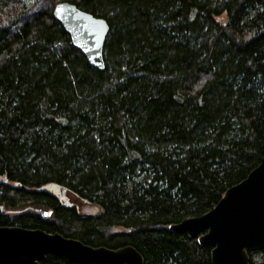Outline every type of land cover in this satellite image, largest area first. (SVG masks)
<instances>
[{"label": "trees", "instance_id": "trees-1", "mask_svg": "<svg viewBox=\"0 0 264 264\" xmlns=\"http://www.w3.org/2000/svg\"><path fill=\"white\" fill-rule=\"evenodd\" d=\"M61 1L106 19L103 69L53 17ZM263 149L264 0H0V225L211 264L169 227L211 209ZM49 182L98 212L62 206Z\"/></svg>", "mask_w": 264, "mask_h": 264}, {"label": "water", "instance_id": "water-1", "mask_svg": "<svg viewBox=\"0 0 264 264\" xmlns=\"http://www.w3.org/2000/svg\"><path fill=\"white\" fill-rule=\"evenodd\" d=\"M57 8L62 9L60 14ZM52 15L88 63L103 69L104 43L109 32L106 19L69 1L56 3ZM40 189L62 206L76 208L65 186L49 182ZM169 229L185 232L210 247L211 264H249V253L264 250V149L259 163L243 180L228 187L211 209L186 217ZM47 254L78 264H143L142 254L131 245L91 246L58 232L0 225V264H40Z\"/></svg>", "mask_w": 264, "mask_h": 264}, {"label": "rangeland", "instance_id": "rangeland-1", "mask_svg": "<svg viewBox=\"0 0 264 264\" xmlns=\"http://www.w3.org/2000/svg\"><path fill=\"white\" fill-rule=\"evenodd\" d=\"M27 2L31 1V0H26ZM224 21V15H222L220 17V22ZM69 199L71 202L75 203L78 208H79V213L81 214H86V215H91V214H96L98 212V207L93 205V204H88L87 202H82L80 199L76 198L75 196H73L71 193H68ZM6 208V207H5ZM9 215H16L15 210L13 209H9ZM116 231H121L124 230L121 227H117L115 229Z\"/></svg>", "mask_w": 264, "mask_h": 264}, {"label": "snow or ice", "instance_id": "snow-or-ice-1", "mask_svg": "<svg viewBox=\"0 0 264 264\" xmlns=\"http://www.w3.org/2000/svg\"><path fill=\"white\" fill-rule=\"evenodd\" d=\"M56 11H57V14H60V13H61V11H62V9H60V8H57V9H56Z\"/></svg>", "mask_w": 264, "mask_h": 264}, {"label": "flooded vegetation", "instance_id": "flooded-vegetation-1", "mask_svg": "<svg viewBox=\"0 0 264 264\" xmlns=\"http://www.w3.org/2000/svg\"><path fill=\"white\" fill-rule=\"evenodd\" d=\"M69 192H67V194H68ZM73 195V194H72ZM74 196V195H73ZM61 203V202H60ZM75 204V203H74ZM75 206H76V209H77V211H78V206L75 204Z\"/></svg>", "mask_w": 264, "mask_h": 264}]
</instances>
